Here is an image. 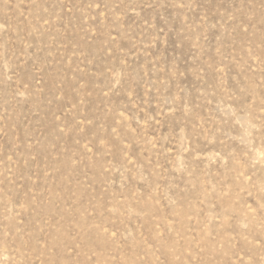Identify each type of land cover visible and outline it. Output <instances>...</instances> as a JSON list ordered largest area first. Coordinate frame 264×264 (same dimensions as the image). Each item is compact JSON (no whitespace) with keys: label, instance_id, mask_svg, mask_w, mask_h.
Listing matches in <instances>:
<instances>
[{"label":"rangeland","instance_id":"rangeland-1","mask_svg":"<svg viewBox=\"0 0 264 264\" xmlns=\"http://www.w3.org/2000/svg\"><path fill=\"white\" fill-rule=\"evenodd\" d=\"M0 264H264V0H0Z\"/></svg>","mask_w":264,"mask_h":264}]
</instances>
